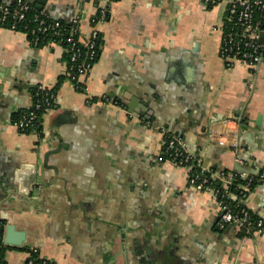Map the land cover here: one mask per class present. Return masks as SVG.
<instances>
[{"label":"crops","instance_id":"obj_1","mask_svg":"<svg viewBox=\"0 0 264 264\" xmlns=\"http://www.w3.org/2000/svg\"><path fill=\"white\" fill-rule=\"evenodd\" d=\"M230 1L29 0L55 20L81 15L82 38L106 10L85 90L68 76L63 45L0 28V218L26 233L7 264H26L32 250L56 264H150L142 246L152 263L165 252L169 264H264V234L220 227L192 170L160 159L164 136L176 135L221 183L230 173L263 179L240 202L264 220V60L221 59ZM39 84H59L53 108L39 134L20 132L14 116ZM101 95L119 105L88 102ZM132 100L149 104L145 115L129 112Z\"/></svg>","mask_w":264,"mask_h":264},{"label":"built area","instance_id":"obj_2","mask_svg":"<svg viewBox=\"0 0 264 264\" xmlns=\"http://www.w3.org/2000/svg\"><path fill=\"white\" fill-rule=\"evenodd\" d=\"M86 3L88 0H80ZM108 2L113 0H107ZM217 0H205L207 5H213ZM34 6L29 0H15L12 8L8 4L0 2V28L20 30L19 24L32 12ZM107 18L106 10H101L92 22L94 27L90 34L81 37V15L77 14L68 26L62 20L52 19L45 11L41 10L32 15L30 26L25 23L22 31L28 36L35 37V42L48 36V43H58L64 46L69 64V78L76 84L79 90H85V79L89 76L99 54V42L101 34L95 27L98 22ZM263 40V41H262ZM47 43V44H48ZM220 57L227 67L236 63H244L249 67H256L264 60V0H231L227 14L222 25V38ZM82 79V80H81ZM84 79V81H83ZM56 99L54 88L39 84L33 90V104L14 120V125L20 132H35L39 134V126L43 115L50 112ZM100 101L104 104L119 105L108 95L88 98V102ZM163 152L161 160H169L182 167L193 170L194 165L200 170L190 176V184L197 189H207L220 210L219 226L222 228L232 227L237 231H251L253 234H264V220H253V213L243 204H228L229 185L232 184L237 174H228L224 184L225 189L216 187L202 167L201 159L191 155L185 148L184 139L176 135L164 136ZM219 143L224 144L223 141ZM238 147V143L232 144ZM241 175V174H238ZM242 176V175H241ZM219 178V177H218ZM217 178V179H218ZM221 180V179H220ZM255 180L249 177L248 186ZM222 181V180H221ZM5 243L4 236L0 233V245ZM0 264H3L0 262ZM29 264H33L32 261Z\"/></svg>","mask_w":264,"mask_h":264},{"label":"trees","instance_id":"obj_3","mask_svg":"<svg viewBox=\"0 0 264 264\" xmlns=\"http://www.w3.org/2000/svg\"><path fill=\"white\" fill-rule=\"evenodd\" d=\"M0 2L2 4H8L10 5L12 8L15 6V0H10V1H7V2H2V0H0ZM32 5L34 6V9L32 12H30L28 15H27V18L22 21V23L19 24L18 28L21 30L23 29V25L25 23H28L30 26H34L35 23L31 21L32 19V15L36 12H40L41 10L36 6V4L32 3ZM212 6V5H210ZM65 24L68 26V23L65 22ZM29 38L33 41V43H35L37 46H44L46 45L48 42H49V38L48 36L47 37H43V38H40V40H38V42H35V37H33L31 34L29 35ZM64 46H66V44H64ZM103 46V40L102 38L100 39V42H99V54H100V51H101V48ZM98 54V56H99ZM98 59V57H97ZM62 82V79L60 80L59 84H61ZM55 86L54 90L56 91L58 89V86ZM24 110H27V109H23L21 110L20 112L16 113L15 116H14V120L19 117L23 112ZM200 168L195 166L193 167V170L191 171V174H195L197 171H199ZM208 175V177H210L214 183V185L222 190L225 189L223 183H221L217 178L213 177L212 174H209V173H206ZM263 179H259V178H256L252 183H251V186L252 187H255L256 184H258L259 182H261ZM248 183V179L247 178H243L241 175H238L234 178L233 182L231 185H229V195L227 196V202L228 204H230L231 206L232 205H236V204H243L242 202H240V199H242V197L244 196V194H242V190H243V187H245ZM236 196L237 198L234 199L233 197ZM260 217H258L257 215L253 214V220L254 221H257ZM0 233L4 236V226L2 224V222L0 223ZM253 234L251 231L249 232H246V231H241L240 232V235L241 236H246V235H251ZM10 246L6 245L5 243L0 245V262L3 263V264H7L6 261H5V253H6V250L9 248ZM29 257L28 259L26 260V264H29L30 261H32L33 264H56L55 262H52L50 260H46L44 258H41L40 255L37 253V252H34L33 250L29 252Z\"/></svg>","mask_w":264,"mask_h":264},{"label":"water","instance_id":"obj_4","mask_svg":"<svg viewBox=\"0 0 264 264\" xmlns=\"http://www.w3.org/2000/svg\"><path fill=\"white\" fill-rule=\"evenodd\" d=\"M263 41V40H262ZM149 104L143 100H139V101H135L132 100L131 103L128 105V110L129 112H140L141 114L145 115L146 112L148 111ZM249 124H251V121L249 122ZM253 124V123H252ZM19 191V187L17 189ZM27 188L25 187V191H22L24 193H27ZM2 214H5V212H1ZM11 215L8 214V216H2L0 218V223L5 221L7 223L6 225V236H5V244L8 246H15V247H21L26 239V233L22 230H18L17 226L13 223V218L10 217ZM163 239H165L166 237L163 235L162 236ZM160 242H162L160 240ZM140 253L141 255L144 257V260H147L148 262H150V264H169V262H165V260H167L166 258H168V256L166 257V253H160V256L158 257L159 260L155 261L154 263H152L151 261V257L150 255L147 254V249H145L143 246L141 247ZM164 251V250H162ZM165 262V263H163Z\"/></svg>","mask_w":264,"mask_h":264}]
</instances>
